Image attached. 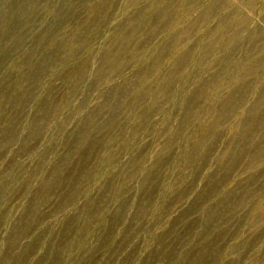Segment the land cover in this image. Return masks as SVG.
<instances>
[{"label":"rangeland","instance_id":"374dc122","mask_svg":"<svg viewBox=\"0 0 264 264\" xmlns=\"http://www.w3.org/2000/svg\"><path fill=\"white\" fill-rule=\"evenodd\" d=\"M0 264H264V0H0Z\"/></svg>","mask_w":264,"mask_h":264}]
</instances>
